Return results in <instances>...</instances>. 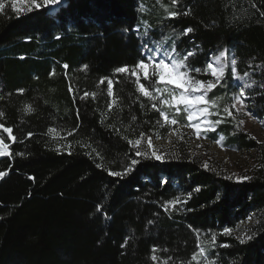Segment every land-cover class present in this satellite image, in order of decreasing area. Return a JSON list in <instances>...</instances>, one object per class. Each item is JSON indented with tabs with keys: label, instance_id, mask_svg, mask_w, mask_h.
<instances>
[{
	"label": "trees",
	"instance_id": "16d2710c",
	"mask_svg": "<svg viewBox=\"0 0 264 264\" xmlns=\"http://www.w3.org/2000/svg\"><path fill=\"white\" fill-rule=\"evenodd\" d=\"M5 1L0 138L11 155L0 156V264H264V143L225 112L238 95L235 59L249 108L264 120V0H66L55 13L41 8L18 18ZM147 39L165 41L182 58L193 52L185 63L201 73L189 75L205 83L215 80L206 64L227 50L223 78L208 96L210 136L257 152L261 164L250 179L204 168L183 142L164 162L130 150L128 140L140 133L165 138L172 129L136 78L115 71L143 60ZM101 78L113 81L111 96ZM131 159L140 160L132 172L110 175ZM177 197L187 202L165 211ZM248 220L244 243L222 234Z\"/></svg>",
	"mask_w": 264,
	"mask_h": 264
},
{
	"label": "rangeland",
	"instance_id": "374dc122",
	"mask_svg": "<svg viewBox=\"0 0 264 264\" xmlns=\"http://www.w3.org/2000/svg\"><path fill=\"white\" fill-rule=\"evenodd\" d=\"M5 2L10 3L12 5L13 0H7ZM37 2H39V0H37ZM65 2L66 0H62V5ZM25 4L31 6L30 0H16V6L18 8L22 9L23 5ZM58 8L59 7L50 6L47 10L48 12L55 13L58 10ZM142 9H145V7H140V10ZM146 11H147V7L145 12ZM142 25H143L142 26L143 29L147 31L148 27L146 26V24L143 23ZM143 32L145 31H140L139 34L143 36ZM162 39L164 40L165 37L163 36ZM147 41L148 39L146 40L145 44H147L148 47L150 48L156 49L161 52L171 51V48L167 47L168 44L165 41L152 40L150 43H148ZM220 53L213 56L209 62L213 63L214 67H216L217 69H219L221 65H224V72H225V69L229 63L228 62L229 58L227 56L226 59L221 58L220 61H217L216 57L219 56ZM179 56L177 52L173 54V58L177 60L183 59L182 57ZM181 71H184V69H181ZM149 72L151 74V68L149 69ZM190 76L193 77L192 75ZM185 79L186 77H180L174 71L169 69L166 70L165 72V80L173 81L174 83L156 84L155 78L150 80V82L146 81L141 73L139 83L143 84L144 87L148 89L150 93V97L152 99L154 97L153 100L157 101L159 107L160 108L162 107V111L168 114L169 120L171 119L177 120L176 119L177 116L184 115L186 118V122L181 123L177 120L178 124L171 125L172 129L165 138L157 139V136L155 135L146 136L145 141H142L140 145V150L143 151V148H147V150L150 152V149L148 148L146 143V138L149 136L152 137L153 147L158 154L160 153L167 154V152L173 150L176 147V145H179V143L183 142L187 147L190 155L200 158L203 163L207 162L209 166H213L221 174H225L228 177H232L234 180H237L236 177H249L250 173L253 172V170L257 168L259 164H261V161H259L260 158L259 155L254 150H250V151L240 150L234 145H229L222 137H219L218 139H213L210 136V132L212 130H206V129L214 128L213 124L210 122L211 117H210V109H209L210 107L209 103L213 101H209L208 99L211 90L208 91L206 95H204V100L201 101L199 100V96L202 95L201 91H191V86L188 84H185L184 89H180L176 87L177 84L184 83ZM142 80L148 82L149 83L148 86L145 85V83ZM236 81L239 83L238 95L241 92L244 93V95L241 96V100L243 101V104L235 100L233 105V112L231 109V113L233 115L235 114V116H239V122L243 131H245L248 135L252 136L259 143H264V120L261 119L257 114L252 112L249 108V103L247 101L249 95L245 91V88L247 87V83H245L244 78L236 79ZM213 83H215V80H213ZM155 88H159L161 90L160 93H157L155 91ZM181 91L187 92L186 101H181L179 99ZM173 95L177 97V100H172L171 97ZM163 100H169V104L168 105L163 104L162 103ZM176 107L180 108L179 113L176 112L175 110ZM205 108L207 109V112L204 111ZM189 113H191L193 116L191 122L187 120V116ZM205 116H207L206 120L204 119ZM198 121L201 122V135L199 139H197L195 130L192 127L188 126L189 123L194 124L197 123ZM241 121H243V123H241ZM181 137H183V139H181ZM0 140L2 139L0 138ZM0 147H2V145H0ZM5 151H7V149ZM251 222L252 220H248L239 223L238 226L232 230V234L235 235L236 237H245L246 227Z\"/></svg>",
	"mask_w": 264,
	"mask_h": 264
},
{
	"label": "snow or ice",
	"instance_id": "6c2138e0",
	"mask_svg": "<svg viewBox=\"0 0 264 264\" xmlns=\"http://www.w3.org/2000/svg\"><path fill=\"white\" fill-rule=\"evenodd\" d=\"M171 2L173 4L177 3V0H171ZM31 3V7H28L27 9H21L18 8L16 6V0H13L12 3V10L14 12V14L17 16V18L23 13V14H27V12H31L33 10H39L41 8H44L45 10H47L50 6H55V7H60L62 5V0H39V2H37V0H30ZM5 5L3 3H0V11H3ZM180 13L177 12H170L168 13L169 17H175L177 15H179ZM186 14V13H185ZM261 15H264V13H261ZM192 31L191 28H187L184 30V35H188V33H190ZM143 50L145 53V57L143 60H140L131 70L129 69L128 66H123V67H119L117 69H115V71L117 73H123V74H127V75H131L133 77L136 78L137 82H138V90L144 95V96H150V93L148 91V89H146L144 87L143 84L139 83L140 80V75L142 73L143 78L146 81H150L153 78H155V83L156 84H161V83H165V84H173V81H166L165 80V72L166 70L171 69L172 71H174L178 76L180 77H186L185 82L181 83V84H177L176 87L180 88V89H184L185 88V84H188L191 86V91H201L202 95L199 96V100L203 101L204 100V95L207 94L208 91L212 90L213 88H215L217 86V84H219L223 78V73H224V65H221L219 67V69H217L216 67H214L213 63L209 62L206 64V68L204 70L206 75H210L211 77H213L215 79V83H213L212 80H209L207 82V84H205V81L203 80H197L194 77H191L189 74L191 72H195L197 74L201 73V69L200 68H194V69H189L185 63V61H187L188 57L194 55L193 52L189 51L187 52L186 55H184L183 59L177 60L175 58H173V54L176 52L175 47L173 46L171 48V51H158L156 49L150 48L148 47L147 44H145L143 46ZM221 58H227V50L221 52L219 54V56L216 57L217 61H220ZM236 60L232 59L231 64H232V74H233V78L235 79H243V77H238L236 75V69H235V65H236ZM65 68H67V65L64 66ZM84 69L87 68V65L83 66ZM151 68V74L149 72V69ZM181 69H184V71H181ZM248 73H244V76H247ZM107 78H101L100 83L103 84L105 82ZM107 87H108V94L111 96L112 95V88H113V81L111 79H107ZM71 90V87H70ZM155 91L157 93H160V89L159 88H155ZM18 92L22 93L23 89L18 90ZM89 93L85 92L84 96L81 97V99H84L86 97H88ZM244 93L241 92L239 95L235 96L233 99L236 101H239L241 104H243V101L241 100V96H243ZM93 98L95 96V94H92ZM172 100H177V97L175 95H173ZM154 99V97H153ZM179 99L181 101H186L187 100V92L186 91H181L180 93V97ZM115 103V100L112 101V103H110L108 105V109L109 111L112 108V104ZM163 104L168 105L169 104V100H163L162 101ZM152 108L156 109L159 111V109H157V105L155 103L152 104ZM27 111H32L31 107L29 106L27 109ZM176 112L179 113L180 108L176 107ZM205 112H207V109L205 108L204 110ZM225 112L228 113V115H231V111L229 109H225ZM3 112H0V116H3ZM161 117L163 118L165 124H171V125H176L178 124V121L175 119H171L169 120V116L166 112L161 111L160 112ZM250 115V113H249ZM133 120H135V117H132ZM193 119V116L191 113L188 114L187 116V120L189 122H191ZM204 119H207V116L204 117ZM220 120L215 121V123H220ZM241 123H243V121H241ZM189 127H192L195 132H196V136L197 139L200 138L201 135V122L198 121L197 123H189L188 125ZM3 125H0V128H2ZM206 130H214V128L211 129H206ZM5 132L7 133H11V128H7L4 129ZM72 133H68V135H71ZM32 135L31 133H29V136ZM12 141H15V137L11 138ZM124 139L128 140L127 137H125ZM157 139H160L159 136H157ZM181 139H183V137H181ZM142 141H145V136L143 133H140L139 138L135 139V140H128L129 145L131 146L130 150L134 151V155L136 157H141L143 159H154L157 161H161L164 162L166 159V154L165 153H160L158 154L157 151L154 149L153 144H152V137L149 136L146 138V143L148 148L150 149L149 151H141L140 150V145L142 143ZM0 145H2V147H0V156H4V155H11V153L6 152L5 150L8 148L7 144H4L2 140H0ZM93 151H95L93 149ZM20 155H23V153H21ZM97 156H99V153H96ZM138 163H140V160L138 159H131L130 164L124 168V170L122 172H110V175L112 176H117V177H123L125 175H127L128 173L132 172L134 170V166L137 165ZM100 165H98L99 167ZM204 168H208L209 165L207 162H204L203 164ZM6 175V172L0 171V178H3V176ZM229 179H231L232 177H228ZM236 179L238 181H242V180H246V179H250V177H236ZM161 183H167L166 180H161ZM200 189L197 188L195 189V191H199ZM189 198L191 197V193L188 194ZM186 200H181L179 197H177L175 200L166 202L163 207L165 211H168L169 209V205H171L172 208H175L177 204L179 203H186ZM249 219H251V217H249ZM223 235H231L232 234V229L230 228H224L223 229ZM197 237L199 238V234L197 233ZM251 236H247L246 239H251ZM237 239L239 240L240 243H244L245 242V237H237ZM211 240L213 241V243L216 240V235L212 234L211 236ZM127 244V240L125 241V245ZM124 246V245H122ZM221 247H228L229 245L227 244H222L220 245ZM197 247L199 248V255L205 256V249L203 247H199V245H197ZM156 249L153 248V252H155ZM153 260H156V256L153 255L152 256ZM196 259V256L194 254L193 256V260ZM166 264V262H165Z\"/></svg>",
	"mask_w": 264,
	"mask_h": 264
}]
</instances>
